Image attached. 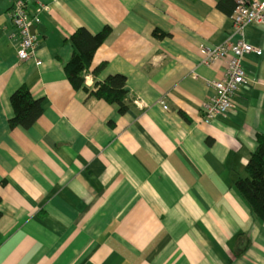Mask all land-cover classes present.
<instances>
[{
  "label": "crops",
  "instance_id": "obj_1",
  "mask_svg": "<svg viewBox=\"0 0 264 264\" xmlns=\"http://www.w3.org/2000/svg\"><path fill=\"white\" fill-rule=\"evenodd\" d=\"M24 2L39 66L16 58L0 0V264H264V220L234 186L264 133V24L244 29L259 52L242 57L233 107L204 123L226 60L204 64L199 48L229 36L233 0ZM105 26L90 68L105 67L72 88L69 35ZM115 73L123 114L89 94ZM21 85L42 108L28 129L8 125Z\"/></svg>",
  "mask_w": 264,
  "mask_h": 264
},
{
  "label": "trees",
  "instance_id": "obj_2",
  "mask_svg": "<svg viewBox=\"0 0 264 264\" xmlns=\"http://www.w3.org/2000/svg\"><path fill=\"white\" fill-rule=\"evenodd\" d=\"M10 3L8 16L12 8L11 0ZM110 31L111 28L109 26H105L97 33H91L86 28L82 27L71 32L68 41L73 47V53L68 62L65 64V75L72 88H85L83 85L85 75L88 73L97 75L103 70L106 65L105 62H101L93 68H90V65L95 51L108 37ZM15 33L17 35L16 29ZM154 35L156 37L163 36V34L157 30L154 31ZM125 86L126 78L124 75L117 73L109 74L103 81L95 82L93 89L89 90V94L93 95L97 99H102L107 103L114 105L117 108V111L120 114H123L127 111L130 101L127 96ZM9 103L12 109V116L8 120L10 128L20 126L23 129H28L42 114L40 99L34 98L30 90L25 85H21L14 90L9 97ZM255 138L257 145L245 165L246 175L238 178L234 182V186L252 214L258 220L263 221L264 133L256 134Z\"/></svg>",
  "mask_w": 264,
  "mask_h": 264
},
{
  "label": "built area",
  "instance_id": "obj_3",
  "mask_svg": "<svg viewBox=\"0 0 264 264\" xmlns=\"http://www.w3.org/2000/svg\"><path fill=\"white\" fill-rule=\"evenodd\" d=\"M11 1L9 18L19 36L16 58L20 62L33 59L39 66L41 61L35 56L39 41L35 32H31V27L39 22V18L28 13L23 0ZM233 2L229 36L219 45L199 48L204 64L210 65L221 59L226 60L222 77L206 83L213 93L208 102L202 106L201 120L204 123H210L217 116H226L233 107L231 98L235 90L247 82L241 63L242 57L252 51L259 52V49L245 42L244 29L249 24H264V0H233ZM163 108L166 109V105H163Z\"/></svg>",
  "mask_w": 264,
  "mask_h": 264
},
{
  "label": "water",
  "instance_id": "obj_4",
  "mask_svg": "<svg viewBox=\"0 0 264 264\" xmlns=\"http://www.w3.org/2000/svg\"><path fill=\"white\" fill-rule=\"evenodd\" d=\"M31 32H33V33L35 32V27L34 26L31 27Z\"/></svg>",
  "mask_w": 264,
  "mask_h": 264
}]
</instances>
